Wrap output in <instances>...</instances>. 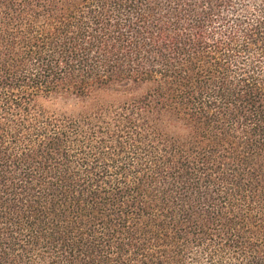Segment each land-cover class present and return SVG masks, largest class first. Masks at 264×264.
Here are the masks:
<instances>
[{
	"label": "trees",
	"instance_id": "1",
	"mask_svg": "<svg viewBox=\"0 0 264 264\" xmlns=\"http://www.w3.org/2000/svg\"><path fill=\"white\" fill-rule=\"evenodd\" d=\"M0 264H264V0H0Z\"/></svg>",
	"mask_w": 264,
	"mask_h": 264
}]
</instances>
